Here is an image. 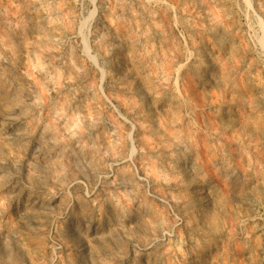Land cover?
<instances>
[{
    "label": "rangeland",
    "instance_id": "374dc122",
    "mask_svg": "<svg viewBox=\"0 0 264 264\" xmlns=\"http://www.w3.org/2000/svg\"><path fill=\"white\" fill-rule=\"evenodd\" d=\"M263 35L264 0H0V264H264Z\"/></svg>",
    "mask_w": 264,
    "mask_h": 264
},
{
    "label": "bare ground",
    "instance_id": "6f19581e",
    "mask_svg": "<svg viewBox=\"0 0 264 264\" xmlns=\"http://www.w3.org/2000/svg\"><path fill=\"white\" fill-rule=\"evenodd\" d=\"M86 22V21H85ZM260 42L264 46V35L260 37Z\"/></svg>",
    "mask_w": 264,
    "mask_h": 264
}]
</instances>
